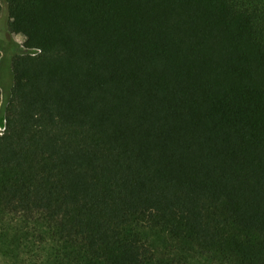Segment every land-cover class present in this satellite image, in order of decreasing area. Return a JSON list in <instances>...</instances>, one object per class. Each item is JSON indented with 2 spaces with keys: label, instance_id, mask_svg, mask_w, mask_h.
<instances>
[{
  "label": "trees",
  "instance_id": "trees-1",
  "mask_svg": "<svg viewBox=\"0 0 264 264\" xmlns=\"http://www.w3.org/2000/svg\"><path fill=\"white\" fill-rule=\"evenodd\" d=\"M3 1L0 259L264 264V0Z\"/></svg>",
  "mask_w": 264,
  "mask_h": 264
},
{
  "label": "rangeland",
  "instance_id": "rangeland-1",
  "mask_svg": "<svg viewBox=\"0 0 264 264\" xmlns=\"http://www.w3.org/2000/svg\"><path fill=\"white\" fill-rule=\"evenodd\" d=\"M1 12H0V53L1 57L5 58L9 53L10 44H18L21 47L23 38L20 36H10L7 33V23H8V13L3 0H0ZM3 101V99H2ZM3 103V102H2ZM4 127L3 118L0 115V129ZM0 264H15L13 261H7L5 259H0Z\"/></svg>",
  "mask_w": 264,
  "mask_h": 264
},
{
  "label": "built area",
  "instance_id": "built-area-1",
  "mask_svg": "<svg viewBox=\"0 0 264 264\" xmlns=\"http://www.w3.org/2000/svg\"><path fill=\"white\" fill-rule=\"evenodd\" d=\"M4 130V127L2 129H0V131H3Z\"/></svg>",
  "mask_w": 264,
  "mask_h": 264
}]
</instances>
